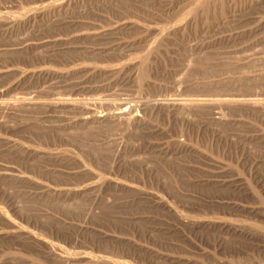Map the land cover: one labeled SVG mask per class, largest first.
<instances>
[{
  "label": "rangeland",
  "instance_id": "1",
  "mask_svg": "<svg viewBox=\"0 0 264 264\" xmlns=\"http://www.w3.org/2000/svg\"><path fill=\"white\" fill-rule=\"evenodd\" d=\"M0 264H264V0H0Z\"/></svg>",
  "mask_w": 264,
  "mask_h": 264
},
{
  "label": "bare ground",
  "instance_id": "2",
  "mask_svg": "<svg viewBox=\"0 0 264 264\" xmlns=\"http://www.w3.org/2000/svg\"><path fill=\"white\" fill-rule=\"evenodd\" d=\"M196 103H197V102L195 101L194 104L196 105ZM198 103H199V102H198ZM184 104H185V103H184ZM186 104H187V103H186ZM189 104H190V103H189ZM191 104H193V103H191ZM191 104H190V105H191ZM214 104H215V103H214ZM174 105H175V103H174ZM177 105H178V104H177ZM177 105H175V106H177ZM178 106H179V105H178ZM187 106H188V105H187ZM179 107H180V106H179ZM183 107H184V106H183ZM185 108H186V105H185ZM82 114H83V112H82ZM92 114H93V113H92ZM127 114H129V113H127ZM87 115H88V114H87ZM114 117H115V116H114ZM98 118H100V117L98 116ZM98 118H97V119H98ZM105 118H106V117H105ZM83 119H84V118H83ZM86 119H87V118H86ZM93 119H94V117H93ZM95 119H96V117H95ZM101 120H102V119H101ZM81 121H82V120H81ZM85 122H86V121H85ZM94 122H95V121H94Z\"/></svg>",
  "mask_w": 264,
  "mask_h": 264
}]
</instances>
